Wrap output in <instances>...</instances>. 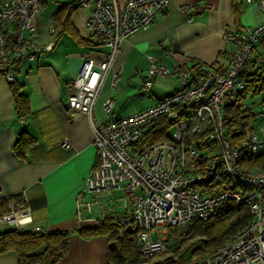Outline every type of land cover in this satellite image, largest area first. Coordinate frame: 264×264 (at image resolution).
Masks as SVG:
<instances>
[{"label":"built area","instance_id":"obj_1","mask_svg":"<svg viewBox=\"0 0 264 264\" xmlns=\"http://www.w3.org/2000/svg\"><path fill=\"white\" fill-rule=\"evenodd\" d=\"M244 2L256 5L264 15V0ZM167 4L168 0H77L71 5L90 11L85 27L107 49L100 60L82 59L78 74L68 83L72 89L69 111L87 117L93 131L96 161L85 179L84 192L94 198L115 190L124 192L131 208L116 220L126 230H135L140 254L147 260L166 251L169 233L185 235L194 220L209 224L226 202L247 205L252 220L213 253L190 264H264V170L241 165L264 150V136L251 132L236 139L224 121L226 99L246 93L243 68L252 63L256 47L264 42V19L225 34L232 59L223 72L169 69L149 56L147 77L176 78L178 89L125 118L100 122L92 114L120 43L146 30ZM42 7L40 0H0V75L8 83L14 82L18 64L34 62L52 47L31 40ZM49 32L55 33L53 24ZM143 88L150 91L151 82L146 81ZM102 107L109 115L112 101L105 100ZM262 115L264 110L258 109L253 118ZM160 119L171 122L172 134L135 151L147 127ZM61 146L67 147L68 141ZM78 206L91 211L90 202L79 200ZM0 226L46 233L33 225L24 198L18 202L1 193Z\"/></svg>","mask_w":264,"mask_h":264},{"label":"crops","instance_id":"obj_2","mask_svg":"<svg viewBox=\"0 0 264 264\" xmlns=\"http://www.w3.org/2000/svg\"><path fill=\"white\" fill-rule=\"evenodd\" d=\"M40 1L43 7L31 40L52 47L36 61H23L17 66L14 83L29 106L24 118L18 117L12 87L0 75V193L18 202L24 198L33 225L46 232H73L68 252L57 264H106V238L84 240L75 231L94 228L105 217L120 216L131 203L122 190L97 198L84 192L85 179L96 161L93 131L87 117L69 111L72 89L68 83L78 74L82 59L100 60L107 49L85 27L90 11L71 7L77 0ZM262 19L264 15L256 5L237 0H168L165 10L146 30L136 31L120 43L95 101L93 116L100 122L125 118L178 89L176 78L167 81L147 77L149 56L169 69L181 71L198 63L224 71L232 59L225 34L253 27ZM51 24L54 34L49 32ZM243 74L247 81L258 74L264 79V42L256 47L252 63L243 68ZM146 81L151 82L149 93L135 97L136 87L143 93ZM107 99L113 106L109 115L102 107ZM116 99L124 101L122 105L130 109L128 114H122V105L115 108ZM234 100L226 99L225 106ZM240 104L250 107L253 114L254 106L264 110V92H246ZM250 124L253 133L264 136V115L252 118ZM20 133L32 142L25 159L17 158L12 151ZM65 140L68 146L62 147ZM79 200L90 202L91 211L79 207ZM5 230L0 226V233ZM0 264H18L17 254L12 250L0 253Z\"/></svg>","mask_w":264,"mask_h":264},{"label":"trees","instance_id":"obj_3","mask_svg":"<svg viewBox=\"0 0 264 264\" xmlns=\"http://www.w3.org/2000/svg\"><path fill=\"white\" fill-rule=\"evenodd\" d=\"M53 20L55 25V19ZM235 24L237 26V19ZM70 33L75 38L77 37L72 29H70ZM188 69L198 74H204L207 71L223 72L213 65L204 66L198 63L193 64ZM9 84L12 87L17 115L19 118H24L29 112L28 101L18 91L19 89L14 82ZM246 92H253L254 94L264 92V79L256 75L252 76L248 81ZM241 100L242 96L236 97L232 104L225 106L224 113L226 128L236 139L245 137L253 130L250 124L253 113L250 107L240 104ZM169 127H171V122L167 119H160L151 123L140 141L135 144V151L168 139L167 129ZM31 144V140L25 133H20L13 147V154L17 158L25 159V154ZM241 165L251 170H264V152L243 160ZM251 220L252 215L247 205L226 202L209 224L194 220L188 226L185 235L178 232L169 233L166 239V250L172 253V257L153 263L142 258L136 243L135 230H126L125 226L116 220V217L113 219L105 217L99 221L96 227L83 228L75 231V233L84 240L97 237L106 238V264H190L194 257L200 261L213 253ZM72 233L54 231L39 234L31 231L7 229L0 233V253L14 251L18 256V264H57L68 252L69 239ZM188 242L191 244L185 246ZM192 247L194 248L191 249ZM188 251L190 252L188 253Z\"/></svg>","mask_w":264,"mask_h":264},{"label":"rangeland","instance_id":"obj_4","mask_svg":"<svg viewBox=\"0 0 264 264\" xmlns=\"http://www.w3.org/2000/svg\"><path fill=\"white\" fill-rule=\"evenodd\" d=\"M239 3H245L244 2V0H237ZM163 79H165V80H172L171 78H163ZM179 82L177 81V84H178ZM141 92H143V93H140V90L139 89H137V87H136V91H135V97L136 96H145V95H143V94H148L149 93V91H146L145 89L143 90V88H142V90H141ZM134 96H130L131 98L132 97H134ZM124 101H122V100H120V102L116 99V103H115V108L117 107V105L119 104V105H122V104H125V103H123ZM123 107H124V105H122ZM255 107V110L257 111V109H258V107H256V106H254ZM125 108H127L126 107V105H125V107L124 108H122L121 109V111H122V114H128V112H130L129 110H127V109H125ZM132 110H134V109H132ZM254 124V123H253ZM252 124V125H253ZM172 132H173V129H172V127H169V129H167V135L168 136H170L171 134H172ZM262 152H264V150H259V152H258V154L259 153H262ZM157 235L156 234H154L153 235V238H155ZM191 244V242H188L185 246H188V245H190ZM194 247H192L191 249H193ZM190 251H188V253H189ZM187 256H188V254H187ZM186 256V257H187ZM168 257H172V253L169 251V250H166L163 254H160L159 256H156V257H154V258H151V259H149V262L150 263H153V262H157V261H161V260H164V259H166V258H168ZM194 261H198L197 260V258H192V263L194 262Z\"/></svg>","mask_w":264,"mask_h":264}]
</instances>
